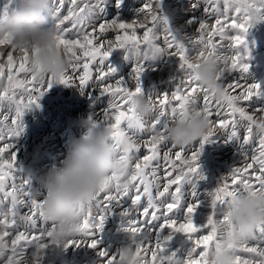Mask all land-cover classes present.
Listing matches in <instances>:
<instances>
[{
	"label": "snow or ice",
	"instance_id": "1",
	"mask_svg": "<svg viewBox=\"0 0 264 264\" xmlns=\"http://www.w3.org/2000/svg\"><path fill=\"white\" fill-rule=\"evenodd\" d=\"M13 2L9 0L0 17L7 15ZM115 2L119 7L122 0ZM104 3L105 0H51L57 47L69 57L71 70L58 78L37 79L29 67L28 50L16 49L6 37L0 38V84L4 85L0 89V264H25L24 251L30 245L38 248L32 264H40L54 231V225L49 227L43 221L42 201L33 197L29 179L22 177V170L17 167L15 141L24 131V113L33 106L39 107L38 101L55 85L76 86L81 91L96 87L101 96L108 98L103 118L98 123L90 118V124L92 128L102 126L109 130L117 158L125 165L124 172H113L103 179L90 197L75 239L65 241L64 247L84 245L97 249L98 233L110 205L130 200L131 207L121 213L128 218L123 231L145 236L147 243L136 248L141 264H156L158 256L160 264H172L175 260H182L183 264H209L210 252L220 249L218 226L231 230L224 213L226 205L243 192H264V107L252 103L264 96V89L256 83H224L226 72L249 70L245 37L250 27L264 21V0H191L189 8H202L203 15L195 23L198 35L182 40L174 34L161 10V0H147L138 18L127 23L105 21ZM186 23L192 25L193 20ZM109 32L114 33V39L108 37ZM161 36L163 44L157 43ZM224 41H231L228 46L235 50L234 54L229 56L221 51ZM148 46L164 48L167 56L178 58L179 77L173 91L148 98L156 115L151 121H144L135 115L131 100L143 95L140 78L145 64L132 61L131 53ZM197 49L198 54L192 57L190 53ZM114 51L123 52L124 59L132 61L129 79L135 82L134 88L117 79L115 69L107 63ZM208 56L215 57L222 69H227L217 77L221 82L218 96L201 88L192 75L198 66L194 61ZM192 107L208 117L210 127L199 148H192L188 155L189 149L177 150L170 145L166 133L169 114L174 119L177 114H187ZM217 129L227 132L229 140L250 146L251 155L243 156V166L233 168L207 194L210 211L194 222L199 205L183 207L181 189L185 183L205 179L198 160L204 144L217 135ZM181 211L183 219L178 221L176 216ZM176 234L183 235L191 244L182 258L168 251ZM97 255L102 264L117 262V251L100 249ZM234 255L236 264H264V222L234 250Z\"/></svg>",
	"mask_w": 264,
	"mask_h": 264
},
{
	"label": "rangeland",
	"instance_id": "2",
	"mask_svg": "<svg viewBox=\"0 0 264 264\" xmlns=\"http://www.w3.org/2000/svg\"><path fill=\"white\" fill-rule=\"evenodd\" d=\"M15 2L16 0H14V2L10 5L8 11L12 7H15ZM146 2L147 0H122V2L120 3L122 5H119V7H117L115 0H105V3L103 5L102 17L105 21L117 20L118 22H124V23L131 22L132 20L138 18L140 9L143 7V4ZM8 3L9 0H0V13H3L5 11V5H7ZM174 3L176 4L177 0H161V10L168 17L170 27L172 28L174 34L177 35V38L181 40L185 36L198 35L196 33V28L198 27V25H195V23L199 20L200 15H203V9L201 8L199 10L202 13L199 11L193 12V10L189 9V6L177 7V5H175ZM174 7H176L177 9ZM177 12L179 13V15ZM64 14L65 15L67 14L66 8L64 10ZM189 19L193 20V24L190 26L186 23ZM181 21L182 23H180ZM52 25L53 24H50L48 26L52 27ZM138 32L142 34V30H138ZM108 37L114 39V33L109 32ZM216 40L219 46V37H217ZM245 40L248 45L247 64L249 65V70L247 73H242L238 70L226 72L225 74L228 76H225L226 78L224 79V83L226 84L232 81L233 83L239 81V83L241 84L256 83L259 84L262 89H264V21L256 23L252 27H250L245 37ZM157 43L163 44L162 36ZM230 43L231 41H224L223 48H221V51L229 56L234 54L235 51L234 49L228 46ZM228 47L229 49L232 50L230 51ZM197 54H198V49L190 53L192 57H195ZM176 61L178 62V58H172L166 56L154 62L151 65V67L145 64V71L140 78V86L142 89L143 96L149 98L155 95L171 92L175 89L176 79L179 77V71ZM107 63L110 64L115 69V76L117 79H122L126 83H128L131 87L133 88L135 87V82L129 79L132 68V61L125 60L123 52L114 51L109 57ZM69 71L71 70L69 69ZM228 73H231L230 76ZM93 75L94 76L96 75L95 71H93ZM76 84H78V81H76ZM92 95L95 98L92 97ZM42 97L45 99L47 98V100L50 99L49 101L50 103L38 102L39 107L33 106L24 113L22 117L24 133L15 141L17 167L22 170L21 176L29 179L30 182L29 186L32 195L37 201H42L45 196V186L42 180L44 174L47 173L50 169L60 166V163L64 159V156L66 154L68 144L73 139H79L80 137H82L83 136L82 132H86L90 129H93L90 124V118L92 122L98 123L99 120L103 118L102 111L106 109L108 105V98L105 96H101L99 89L96 87H86L82 93V91L76 86L65 87L64 85H55L51 89H49ZM89 97L93 98L91 101L93 105L90 111L82 109L83 105H81L84 104L85 100ZM84 98L85 100H83ZM59 101H63V103L65 104L69 103V106H74V104L78 102L77 107H73L75 110H73L71 113L72 117L70 114L69 115L65 114L64 120H59L57 118L42 119L43 117L39 115L40 112L42 110L48 112L50 108H52L53 105H56L55 103H58ZM46 103L48 104L53 103V104L48 105ZM252 103L255 106L264 107V96H262L259 99H255ZM83 108L85 107L83 106ZM248 110L249 112L252 111L251 108H249ZM58 113L60 114V111H58ZM257 115L260 114L257 113ZM169 117H171L170 114L168 116V119ZM212 119L216 120V117L213 116ZM169 121L171 123L170 119ZM83 124L85 125L83 126ZM98 127H102V126H98ZM218 130L219 129H217V135L211 138L210 142L205 143L203 148L201 149V155L199 157L198 164L200 166V169H203V172H207V170L209 169L213 170L215 167H219L220 176L225 177L229 175V173L233 168L238 167L237 165L232 163L233 160H235L238 157L243 158V156L245 155L250 156L251 148L248 145H244L242 141L236 139L229 140L227 132H225L224 130H221L220 132V130L219 131ZM241 134L243 135V129H241ZM199 145H200V141H197L196 143L185 147L186 149H189L187 154L191 155L190 150L192 148H199ZM178 149L179 148H177V150ZM143 151L145 150L142 149V153ZM223 157H225L226 159ZM221 167L224 168L222 169ZM226 169L229 172H227ZM217 186H218V182L213 181L211 183V190L213 191ZM185 187L186 186L183 185L181 189L183 194L182 195L183 207H187L190 204L197 203L199 207L196 209V211L198 209L199 210L195 212L197 217L194 214L193 219L194 222H198L201 218L206 216L210 211L209 197L208 196L203 197L204 198L203 199L201 198L202 196L201 197L198 196L197 193L190 194L189 190L186 189ZM211 190H207L205 194L207 195L208 193L211 192ZM119 207H121L120 209L122 212L127 211V209L131 207V201L130 200L121 201V204L120 202L119 203L113 202L110 205V211L106 214L103 228L98 233L97 249H90L84 245H81L80 247L71 246L65 248L64 244L53 245L49 243L48 247L43 250L40 264H102L100 257H98L97 255V252L100 249H104V250L108 249L107 252L112 253V252H116L119 248L125 246L128 243L129 233L123 231V229L126 227L127 223L125 222H127L126 220L128 218L122 217V215H120L122 212L120 211ZM121 218L125 220H122ZM176 219L178 221H182L183 219L182 211L177 213ZM48 226L50 227L51 225L48 224ZM167 231L169 230L165 229V232ZM178 237L180 241L174 242V244L171 245V241L172 240L175 241L176 239H178ZM71 239H75V237ZM172 240L168 244V251L176 252L177 256L182 258L183 254L186 253L191 247L190 242L185 237L181 236V234H176L175 237L173 236ZM45 243H47V241H45ZM250 243H254V242H250ZM37 254H38V248L36 245L28 246L24 251L25 264H32L33 259ZM242 255L248 256L249 254L242 253Z\"/></svg>",
	"mask_w": 264,
	"mask_h": 264
},
{
	"label": "clouds",
	"instance_id": "3",
	"mask_svg": "<svg viewBox=\"0 0 264 264\" xmlns=\"http://www.w3.org/2000/svg\"><path fill=\"white\" fill-rule=\"evenodd\" d=\"M54 21L51 0H16L15 7L0 17V38L6 37L16 49L28 50L29 67L37 79L49 76L55 79L69 69V57L57 47V33L48 26ZM166 56V49L148 46L140 52L133 50L131 60L151 67ZM194 63L198 64L192 71L195 81L201 88L218 96L221 82L217 77L227 69H222L213 56ZM3 87L0 84V89ZM131 106L135 115L144 121H150L156 115L153 105L143 95L134 96ZM169 119L171 123L166 137L168 143L176 148H185L200 141L210 127L208 117L195 107L185 115L177 114L174 119L172 116ZM117 157L109 130L93 128L79 139H73L60 166L44 174L45 196L41 211L43 221L54 225L50 244H64L76 236L90 197L103 179L113 172L125 171L124 163ZM224 213L231 230L218 226L220 249L210 252L209 264H236L234 250L249 240L257 225L264 222V192L241 193L226 205ZM141 243H147L143 234H129L128 243L117 250L116 264H141V258L136 256V248ZM156 264H160L159 256ZM172 264H183V261L175 260Z\"/></svg>",
	"mask_w": 264,
	"mask_h": 264
},
{
	"label": "bare ground",
	"instance_id": "4",
	"mask_svg": "<svg viewBox=\"0 0 264 264\" xmlns=\"http://www.w3.org/2000/svg\"><path fill=\"white\" fill-rule=\"evenodd\" d=\"M190 2H191V0H177V3L175 4V5H177V7L178 6H189V4H190ZM120 5H122V4H120ZM174 5V6H175ZM174 8H176V7H174ZM182 8V7H181ZM173 9V8H172ZM177 9V8H176ZM179 9H180V7H179ZM190 9V8H189ZM188 10V9H187ZM186 11V10H185ZM180 12V11H179ZM194 12V11H193ZM199 12H201V11H199ZM178 13V12H177ZM185 13V12H184ZM202 13V12H201ZM181 14V13H180ZM178 15H179V13H178ZM184 15V14H183ZM187 15V14H186ZM176 16H177V14H176ZM178 18V17H177ZM181 20V19H180ZM185 22V21H184ZM180 23H182V21L180 22ZM210 23H214V21H210ZM190 26V25H189ZM189 28V27H188ZM185 30V29H184ZM188 30V29H187ZM188 32V31H187ZM190 32V31H189ZM192 34V33H191ZM185 35V34H184ZM228 49H229V47H228ZM230 51L232 50V49H229ZM228 50V51H229ZM227 51V50H226ZM231 54V53H230ZM234 71V70H233ZM231 72V71H230ZM235 73V72H234ZM233 73V74H234ZM229 74V76H230V74L231 73H228ZM149 76V75H148ZM147 76V77H148ZM225 76H228V75H226L225 74ZM233 77V76H232ZM151 78V77H150ZM226 78V77H225ZM228 78V77H227ZM126 80V79H125ZM130 81V80H129ZM132 81V80H131ZM130 81V82H131ZM147 82H148V80H147ZM233 82V81H232ZM147 85V84H146ZM158 85V84H157ZM156 86V85H155ZM75 87V86H74ZM157 87V86H156ZM146 88H148V87H146ZM69 91V90H68ZM150 91V90H149ZM88 92V91H87ZM82 93H83V91H82ZM90 93V92H89ZM148 93V92H147ZM67 94V93H66ZM88 95V94H87ZM94 95V94H93ZM92 95V97H94ZM85 96V95H84ZM90 96V95H89ZM88 97V96H87ZM95 98V97H94ZM96 98H97V96H96ZM92 99L93 98H91V97H89V98H87L86 100H85V98L83 99V100H85V103L84 104H81V105H83L85 108H83V106H82V109H84V110H88V111H90L91 110V108H92ZM68 100H69V98H68ZM76 100H78V99H76ZM82 100V99H81ZM50 101V99L49 100H47V98L45 99V98H43V97H41V99L38 101V102H40V103H44V102H49ZM66 101H67V99H66ZM65 101V102H66ZM69 102H70V100H69ZM76 102V101H75ZM81 102V101H80ZM50 103V102H49ZM54 103V102H53ZM52 103V104H53ZM46 104H48V103H46ZM52 104H48V105H52ZM56 105H53L52 106V108H50V106H49V108H50V110L48 111V112H46V111H41L40 112V114L39 115H41L43 118L42 119H51V118H57V119H59V120H64V115L65 114H70L71 115V113H72V111L73 110H75L73 107H77V104H78V102H76L75 104H74V106H69V103L68 104H65V103H63V101H59L58 103H55ZM95 104V103H94ZM80 105V106H81ZM79 106V105H78ZM78 109V108H77ZM83 110V111H84ZM93 110V109H92ZM58 111H60V114L58 113ZM87 111V112H88ZM94 111V110H93ZM99 111V110H98ZM39 113V112H38ZM87 114V113H86ZM38 115V116H39ZM25 116H27V115H25ZM31 117H32V115H31ZM31 117H29V118H31ZM71 117H72V115H71ZM28 118V119H29ZM35 118V117H34ZM36 119V118H35ZM72 119V118H71ZM74 119V118H73ZM76 119V118H75ZM26 120V119H25ZM45 121V120H44ZM43 121V122H44ZM86 122V121H85ZM79 123V122H78ZM73 125V124H72ZM85 124H83V126H84ZM61 126V125H60ZM74 126V125H73ZM57 128V127H56ZM27 129V128H26ZM88 129H90V128H88ZM51 130V129H50ZM74 130V129H73ZM220 130V129H219ZM218 130V131H219ZM52 131V130H51ZM81 131V130H80ZM47 132V131H46ZM87 132V131H86ZM86 132H82V134L84 135ZM220 132H221V130H220ZM24 133V132H23ZM62 135V134H61ZM61 135H60V137H61ZM58 137V136H57ZM40 138V137H39ZM59 138V137H58ZM43 142H44V140H43ZM234 142V141H233ZM237 144V143H236ZM240 144V143H239ZM19 145V144H18ZM47 145V144H46ZM59 145V144H58ZM231 146V145H230ZM241 146V145H240ZM46 148V147H45ZM233 148V147H232ZM231 148V149H232ZM52 150V149H51ZM230 151V150H229ZM231 152V151H230ZM233 153V152H232ZM238 154V153H237ZM218 155V154H217ZM225 155V154H224ZM232 155V154H231ZM240 155V154H239ZM233 156V155H232ZM235 156H236V154H235ZM221 157V156H220ZM228 157V156H227ZM223 158H225V157H223ZM226 159V158H225ZM230 160V159H229ZM199 161V160H198ZM218 162V161H217ZM227 162V161H226ZM232 162V161H231ZM228 163V162H227ZM233 164H235V165H237L238 167H242L243 166V158L242 157H238V158H236L235 160H233V162H232ZM203 164V163H202ZM229 164V163H228ZM219 166V165H218ZM226 167V166H225ZM222 168V167H221ZM224 168V167H223ZM222 168V169H223ZM199 171L201 172V174L204 176V180H202V181H194V182H189V183H185L184 185L186 186L185 188L186 189H188L189 190V193L191 194V193H197V195L198 196H202L201 198H203V197H207V195L205 194L206 192H207V190H211V183L213 182V181H217V182H220L221 181V179L223 178V177H221L220 176V171H219V167H215L213 170H211V169H209V170H207V172H203V169H200V166H199ZM225 171V170H224ZM226 171H227V169H226ZM225 171V172H226ZM227 172H229V171H227ZM208 174V175H207ZM227 174V173H226ZM230 174V173H229ZM221 182H223V181H221ZM209 192V191H208ZM211 192H212V190H211ZM205 194V195H204ZM194 195V194H193ZM197 196V197H198ZM189 197V196H188ZM187 197V198H188ZM193 199V198H192ZM204 199V198H203ZM207 199V198H206ZM201 200V199H200ZM199 200V201H200ZM204 201V200H203ZM210 201V200H209ZM201 202V201H200ZM116 203V202H115ZM120 204H121V202H120ZM195 204H197V203H195ZM116 205H118V204H116ZM115 207V206H114ZM113 207V208H114ZM121 207H119V209H120ZM123 208V207H122ZM118 210V209H117ZM128 210V209H127ZM199 210V209H198ZM197 210V211H198ZM120 211H121V209H120ZM196 211V212H197ZM202 211V210H201ZM122 212V211H121ZM200 212V211H199ZM119 215V214H118ZM121 215V214H120ZM196 215V214H195ZM196 217H197V215H196ZM119 218H120V216H119ZM199 218H201V217H199ZM122 220H125V219H123V218H121ZM105 221V220H104ZM127 221V220H126ZM108 222H110V221H108ZM114 222V221H113ZM119 222V221H118ZM125 223H127V222H125ZM112 224V223H111ZM118 226V225H117ZM112 229V228H111ZM110 229V230H111ZM106 231H108V230H106ZM181 236H183V235H181ZM175 237V236H174ZM180 237V236H179ZM179 237H178V239H176L175 241H171V245L172 244H174V242H179L180 240H179ZM184 237V236H183ZM181 238V237H180ZM182 243V242H181ZM106 245V244H105ZM171 248V247H170ZM86 249V248H85ZM64 250V249H63ZM62 250V251H63ZM106 250V249H105ZM108 250V249H107ZM106 250V251H107ZM87 251V250H86ZM94 255H96V254H94ZM97 257V256H96Z\"/></svg>",
	"mask_w": 264,
	"mask_h": 264
}]
</instances>
